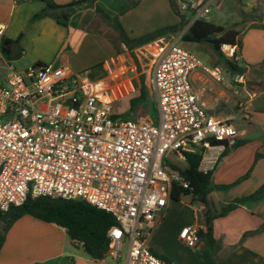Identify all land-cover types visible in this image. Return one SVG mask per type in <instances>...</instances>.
I'll list each match as a JSON object with an SVG mask.
<instances>
[{"label": "built area", "instance_id": "obj_1", "mask_svg": "<svg viewBox=\"0 0 264 264\" xmlns=\"http://www.w3.org/2000/svg\"><path fill=\"white\" fill-rule=\"evenodd\" d=\"M211 3L177 1L191 24L207 20ZM188 28L152 55L157 120L114 116L105 85L91 69L37 63L18 70L4 59L0 44V116L6 118L0 120V211L23 205L29 196L82 200L117 222L108 231L106 256L118 262L127 248L126 264H175L155 254L149 239L173 189L190 188L178 167L187 153H199V171L214 172L239 139L236 117L220 119L193 83L198 71L218 83L226 71L179 44ZM4 31L0 23V35ZM222 52L240 60L237 45H223ZM233 81L244 86L246 75ZM200 241L198 228L182 234L192 247Z\"/></svg>", "mask_w": 264, "mask_h": 264}, {"label": "crops", "instance_id": "obj_2", "mask_svg": "<svg viewBox=\"0 0 264 264\" xmlns=\"http://www.w3.org/2000/svg\"><path fill=\"white\" fill-rule=\"evenodd\" d=\"M55 1L59 5H67L73 0ZM239 1L246 10L255 7L261 13L240 36L239 61L246 67V84H236L234 76L223 66L226 72L220 83L201 71L196 72L192 80L220 119L236 117L234 123L239 132L238 141L246 143L229 150L214 171V182L231 185L230 188L211 192L207 205L193 203L191 195L181 196L180 201L188 198V203L194 208L193 218L170 231L173 240L188 250V258L171 257L161 242V230L172 213L171 202L180 201L170 199L168 208L160 214L149 239L150 247L155 254L175 264H264V200L241 206L227 216L215 219L211 243L203 236L192 250L182 242L186 229L206 230L207 208L215 215L233 200L251 195L264 184V158L256 160L257 153H264V0ZM229 2L225 0L223 3L228 7ZM44 7L45 3L41 0H0V23L5 25L0 44L4 38L17 40L23 35L18 46L33 62L32 65L66 64L74 72L91 69L93 79L105 85V94L112 103L114 116L136 119L147 115L156 120L150 115L152 108L145 104L149 96L156 104L157 99L151 67L145 69L149 64H145L143 59L152 57L163 41L174 40L175 36L163 37L130 51L115 40L116 36L119 37L118 33L109 36L102 29L90 30L94 20L83 16L72 19L68 26L58 24L51 17L32 23L33 16ZM136 52L143 53V58L136 57L140 64L138 67L131 61L132 54ZM207 57V62L203 61L215 66L216 62L208 54ZM4 59L16 61L9 60L5 54ZM147 73L149 79L145 75ZM141 77H145L146 84L143 96ZM248 173L250 176L238 183ZM72 246L75 247L65 229L26 215L8 231L0 253V264H61L66 258L71 260L70 264H120L123 260L115 262L110 256L94 260L82 248L72 250ZM123 264H126V257Z\"/></svg>", "mask_w": 264, "mask_h": 264}, {"label": "trees", "instance_id": "obj_3", "mask_svg": "<svg viewBox=\"0 0 264 264\" xmlns=\"http://www.w3.org/2000/svg\"><path fill=\"white\" fill-rule=\"evenodd\" d=\"M41 1L45 3V7L33 16L32 23L46 17H51L58 24L68 26V23L72 19L77 18L83 10L94 9L101 20L118 33L120 43L125 45L130 51H134L136 48L163 37L180 35L189 27L182 36L181 40L183 42L209 46L217 57L215 64L223 66L233 76L244 74L246 71V67L240 61L231 60L222 52L223 45H237L240 49L241 31L236 28H226L204 19L196 20L191 24L192 16L179 9L178 0H169L172 10L179 18L177 24L167 26L137 39L129 38L120 22V17L127 10L140 4L141 0H134L131 4L123 7L116 16L106 14L98 6V0H73L67 5H59L55 0ZM22 37L23 35H20L17 40L3 39V53L9 60H17L23 56L24 50L18 46ZM141 80L143 96L146 89L145 77H141ZM245 143L246 141L244 140L238 141L234 148H238ZM227 155L228 151L223 155V158ZM186 156L187 161L185 165L178 167V170L186 181L189 182L190 188L175 187L171 193L172 200L180 201L182 195H191L193 203L207 205V199L211 192L226 190L231 187V185L216 184L214 182V172L205 174L199 171L201 160L199 153H187ZM261 158H264V153H257L256 160ZM249 176L250 173L238 180V183L246 180ZM261 200H264V184L251 195L233 200L215 215H212L210 209L207 208L205 213L206 230H200V236H205L211 243L213 221L215 219L225 217L241 206ZM26 215L65 229L71 243L77 248H82L94 260H102L106 257L110 244L108 231L111 227L117 225L113 216L82 200H66L55 197L33 198L29 196L23 205L11 207L8 212L0 211V253L5 244L8 231L16 221ZM262 229H264V226Z\"/></svg>", "mask_w": 264, "mask_h": 264}, {"label": "rangeland", "instance_id": "obj_4", "mask_svg": "<svg viewBox=\"0 0 264 264\" xmlns=\"http://www.w3.org/2000/svg\"><path fill=\"white\" fill-rule=\"evenodd\" d=\"M134 0H98V6L104 10V12L111 16L119 14L121 9ZM225 0H212L211 13L207 17V21L217 25H222L226 28H236L241 32L246 28L248 24L253 22L261 16V13L254 7L252 9H245L239 0H227L230 1L228 7L224 5ZM256 9V10H255ZM84 17L85 19H93L94 21L90 24V30L102 29L108 32L109 36L117 33L113 28L109 27L104 23L101 18L95 13L94 9L83 10L77 18ZM120 22L129 36L130 39L141 38L147 34L156 32L170 25L178 23V18L172 11L169 0H141L140 4L127 10L121 17ZM109 27V28H108ZM179 35H176L177 38ZM171 37V36H169ZM116 41H119V37H115ZM179 44L189 50L190 52L198 55L202 60L207 62V54L215 62L217 61L216 55H214L212 49L207 45H199L196 43H186L179 41ZM142 58V54L138 53ZM131 61L136 66H140L135 54H132ZM145 64H149L145 69H149L153 62V57L149 56V59H143ZM209 63V62H208ZM16 69L22 70L29 66H32L33 62L29 61L26 54L16 61H12ZM211 64V63H210ZM142 70V69H141ZM4 72L0 70V82H3ZM147 75L149 79V74ZM145 104L150 106V115L156 120L159 117V109L156 102L150 96L145 100ZM121 119H129L126 117H119ZM0 120L5 121V116H0ZM183 165L185 163L183 162ZM188 198L180 202H171L172 213L166 222L165 226L161 230L163 233L161 242L165 252L171 257L188 258V250L184 249L182 244H178L173 240V235L170 230L173 231L177 225L185 222H189L193 218L194 208L188 203ZM8 234V233H7ZM185 244V243H184ZM188 249L194 250L195 248L185 244ZM77 247L72 246V250H77ZM127 254V248L123 252V260L120 264H123L124 258Z\"/></svg>", "mask_w": 264, "mask_h": 264}, {"label": "water", "instance_id": "obj_5", "mask_svg": "<svg viewBox=\"0 0 264 264\" xmlns=\"http://www.w3.org/2000/svg\"><path fill=\"white\" fill-rule=\"evenodd\" d=\"M71 263V260L66 258V259H63L62 260V263L61 264H70Z\"/></svg>", "mask_w": 264, "mask_h": 264}]
</instances>
